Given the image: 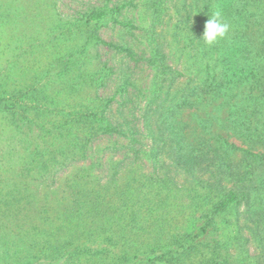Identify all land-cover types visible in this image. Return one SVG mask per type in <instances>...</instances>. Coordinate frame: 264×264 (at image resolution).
<instances>
[{
  "label": "trees",
  "instance_id": "16d2710c",
  "mask_svg": "<svg viewBox=\"0 0 264 264\" xmlns=\"http://www.w3.org/2000/svg\"><path fill=\"white\" fill-rule=\"evenodd\" d=\"M15 1L0 2V14L11 17L1 22L27 46L13 48L17 60L22 59L14 68L0 65V120L6 122L10 140L18 139L21 147L8 154L15 159L12 168H1V160L0 169L22 179L35 173L48 181L69 164L88 159L92 142L106 137L114 142L110 149L125 150L135 160L149 159L151 170L138 176V168L121 172L117 163L105 185L89 182V190L80 183L70 186L67 200L58 203H68L61 223L73 221L65 233H75L78 226L80 234H86L84 228L117 234L145 222L143 228L159 239L148 250L114 244V237L17 236L1 241L16 247L15 256L24 252L18 264H32L38 257L42 264H264V0H139L144 15H150L145 28L122 14L136 7L135 0L87 9L67 20L54 15L55 0H35L48 12L45 20L32 22L38 30L31 35L20 31L27 19H20ZM220 3L226 4L223 22L229 29L224 38L207 45L200 37ZM171 6L175 19L166 26L171 40L165 43L158 29ZM108 24L144 39L145 49L139 54L125 42L101 39L99 29ZM100 47L124 53L134 67L142 63L151 68L148 86L140 88L122 74L114 94L103 96L101 90L118 74L101 59ZM165 49L174 51V60ZM179 77L184 83L173 92ZM143 99L141 131L135 112ZM139 138L150 140L149 150H143ZM123 139L128 141L125 146L120 144ZM165 159L185 176L184 182L171 174ZM17 195L2 199L15 203L21 213L25 210L20 202H30ZM186 208L201 209V215L193 211L184 228L177 219L185 216ZM216 218L233 226L234 233L243 224L258 254L251 256L244 248L232 254L231 240L216 236ZM47 231L64 235L62 226ZM166 231L170 236H164ZM0 250L7 257L4 262H10L13 251Z\"/></svg>",
  "mask_w": 264,
  "mask_h": 264
},
{
  "label": "rangeland",
  "instance_id": "374dc122",
  "mask_svg": "<svg viewBox=\"0 0 264 264\" xmlns=\"http://www.w3.org/2000/svg\"><path fill=\"white\" fill-rule=\"evenodd\" d=\"M7 1L9 0H0V2L3 4H5L4 2ZM118 1L119 0H55L56 14L54 15H57V18H61L60 20H67L75 17L77 13L84 12L87 9L100 8L104 5H106L108 8H111L112 5ZM14 4H16V7L21 8V11H16L20 16V19H27L25 22L27 26L24 25V31H20L28 35L33 34L38 29L33 26L32 22L45 20V17H47L48 8L45 9V7L43 8L40 5L36 6L35 0H16ZM134 4H136V7H132L129 11L124 9L122 10V14L124 12L127 13L126 19L132 18L134 26L141 28L147 27L149 25L150 15H144V9L139 0H135ZM3 6L4 5H0V7ZM173 10L174 9L171 6L165 13V17H163V25L159 26L158 29V33L161 35L160 40H163L165 43L170 42L171 40L166 26L169 22L175 19ZM10 18L11 17L7 12H5V15L0 14V65H5L4 67L8 66V68H14L16 66L15 62H20L22 61V59L17 60V58L15 57L16 53L13 48H22L26 47L27 45L23 42L18 43L16 38L17 35L14 36L13 33L9 32L7 27L4 26L1 22L2 20L5 21V19ZM121 20H123V15L121 17ZM131 32L134 33L135 36H141L139 30H133ZM38 35L39 34H37V36ZM99 35L101 39L109 43L121 45L125 42L128 45L133 46V48L138 53L146 47V42L144 41V39H142L141 37H132L131 34L125 33V31H123L119 26L108 24L107 26L101 27L99 29ZM170 48H172V46H170ZM24 50L28 51L29 49ZM165 52H168L167 54L171 61L175 59L174 51L171 50L169 52L168 49H165ZM99 53L101 55V59L103 61H107L109 65L115 67L117 71L116 74H118L113 77L114 80L108 85L106 89L101 90V94L103 96L107 97L114 94V91L119 85L120 79L122 78V74L124 76L127 74L130 75L131 81L137 84L140 88H146L148 86L152 77L151 68H148L142 63L137 67H134V64L131 61L129 62L124 53L118 52V54L116 51H109L104 47L99 48ZM29 62H31V60H29ZM126 62L129 65V69H126L124 65ZM177 67L178 69H182V64ZM183 83L184 78L179 77L178 83L175 84L173 92H176V90L181 88V85H183ZM118 100L122 99L120 97H117L116 101ZM116 101L115 103H113L112 108L114 112H116L117 110ZM144 104L145 100H140L137 105L138 109L135 112V118L138 121V126L141 131H143L142 129L144 126V122L141 118V110H143L142 108L144 107ZM1 115L2 112H0V119ZM181 118L183 121L187 120L186 116H182ZM8 131L9 130L6 126V122H4L3 124L0 120V162L2 160L1 164H3L1 168H12L11 165L15 164V159L13 155L8 154L11 152V149H14L16 151L21 147V143H19L18 139L10 140V138L8 137ZM139 139H141L142 144H140L143 146V150H149L151 145L150 140L145 138ZM127 143V139H123L120 141V144H122L123 146H125ZM113 144L114 142L110 141L106 137L102 136L97 138L91 144L92 152H90V157L88 159L69 164V166L58 173L56 177H54V179H50L48 181L39 180V177L35 173L33 175L27 176L28 179H22L19 177L11 176L10 174L5 173V170L0 169V180L2 181L0 183V247L4 250L6 249L13 251L12 254H14V256H12V254H10L9 252L8 255L10 254L9 258L11 260L10 262L5 263L4 260L7 259V257H5L0 250V264H16V261L18 264V258L23 259L25 257L24 252L18 253V255L15 256L16 247L4 245L1 242L12 241L14 240L13 238L17 236H26L31 240L53 239L58 236L63 238H71L70 240L78 238L90 239L98 237L99 239H104L107 237H114L116 239L115 241H113L114 244H119L118 242H125V245L136 244L143 250H148V247L150 248L151 245L153 246V244L159 240L155 238L154 232L149 227L143 228L146 227L145 222L139 223V225H134L125 230L118 231L116 232L117 234H103L99 231L91 233L89 231H86L87 229H85L84 227L83 228L86 234H80L77 233L80 230L78 226L74 228L75 233L66 234L64 231L66 225L70 226L68 224L72 223L73 221L67 220L64 224L61 223L62 218H64L63 209L68 206V203H63V205L61 206L58 203L64 198L67 200L68 195L70 194V186L73 187V185L75 186V183H80V185L83 187L88 186L89 190V182H92L97 186L105 185L109 182V179H111V174L114 171L112 168L117 163H121V165L119 166V168H122L121 172H124L126 170V167L138 168V176H143L147 172H150L151 163L149 159L144 158L135 160L133 155L127 153L125 150L110 149L111 145ZM136 146L138 148L140 145L137 144ZM92 163H95L96 165H94L93 168H90ZM164 163L168 166V170L171 172V174L175 175L176 180L179 183L185 181V176H183V174L181 173H176L175 169L169 166L168 160L165 159ZM82 168H88L89 171L84 172ZM19 181H23V183L26 184V187L18 186L17 184H19ZM119 183H121V179L119 180ZM18 193H20L19 198L23 200V197H27V201L30 202L26 205L24 202L26 200L20 202V204L23 205V207H20V209L24 208V210L27 212L23 211L20 213L15 203H12L11 201L7 204L2 199L3 196L4 200L7 201L9 199V197L7 196L8 194H10V197H12L11 195L18 196ZM186 203L187 202H185V204ZM193 211L194 209L192 208H186V211L184 213L185 216L179 217L177 219V222L181 223L184 228L188 226V220L192 219L190 216ZM194 212L196 217H199L201 215V209H197ZM85 224H87V222ZM216 224L218 227V230H216V236H218L223 242L231 240V243H229V247L232 254H238L239 250H241L242 248L247 249L251 256H255L258 254L256 245L251 241V238H249L246 229L242 227L243 224H240V233H234V227L227 226L226 224L228 223L221 221L219 218H216ZM57 226H62L64 235H57V232H54L51 235L48 233L47 230L51 228L54 229ZM169 233L168 231H166V234L164 236L166 237ZM44 234H48L50 236H46ZM55 234L57 236H54ZM165 237H162V242ZM98 241L99 240H95L96 244H99ZM96 248H98L97 245L93 247V249ZM36 261L38 262L36 263ZM42 262V257H38L33 261L32 264H42ZM55 262L56 263L54 264H63L61 263V261L56 260ZM50 264H53V262H51ZM159 264L166 263L160 262Z\"/></svg>",
  "mask_w": 264,
  "mask_h": 264
},
{
  "label": "clouds",
  "instance_id": "9594fccd",
  "mask_svg": "<svg viewBox=\"0 0 264 264\" xmlns=\"http://www.w3.org/2000/svg\"><path fill=\"white\" fill-rule=\"evenodd\" d=\"M226 4H217L211 11L209 18L204 25V31L200 38L203 39L207 45H212L217 42L218 39L224 38L229 29V25L223 22V9Z\"/></svg>",
  "mask_w": 264,
  "mask_h": 264
}]
</instances>
